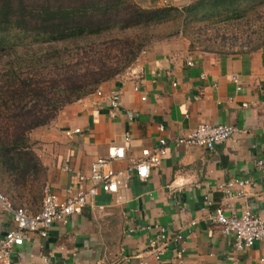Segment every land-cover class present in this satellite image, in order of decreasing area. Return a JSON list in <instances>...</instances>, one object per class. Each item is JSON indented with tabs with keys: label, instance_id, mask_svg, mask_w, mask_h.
Returning <instances> with one entry per match:
<instances>
[{
	"label": "crops",
	"instance_id": "obj_1",
	"mask_svg": "<svg viewBox=\"0 0 264 264\" xmlns=\"http://www.w3.org/2000/svg\"><path fill=\"white\" fill-rule=\"evenodd\" d=\"M134 1L152 7L190 0ZM98 88L119 91L114 116L104 97L90 93L30 133L46 183L57 196L87 188L79 174H86L95 158L106 157L111 145L125 148V157L112 162L114 169H125L160 136L169 140L167 154L146 180L131 176L123 201L100 192L66 223H53L45 237L26 232L12 250V264H174L177 233L183 237V264H264V240L237 249L212 219L216 206L229 204L237 215L246 209L264 213V176L257 166L264 157V46L220 54L191 51L182 42L155 45ZM200 123L230 124L237 131L213 149L174 142ZM75 128L80 132L66 134ZM234 179L252 185L245 195L229 198L221 184ZM12 225L0 206V238ZM155 226L169 237L159 261L148 246Z\"/></svg>",
	"mask_w": 264,
	"mask_h": 264
},
{
	"label": "trees",
	"instance_id": "obj_2",
	"mask_svg": "<svg viewBox=\"0 0 264 264\" xmlns=\"http://www.w3.org/2000/svg\"><path fill=\"white\" fill-rule=\"evenodd\" d=\"M251 1L0 0V191L14 207L37 212L46 169L33 129L123 73L160 25L178 31Z\"/></svg>",
	"mask_w": 264,
	"mask_h": 264
},
{
	"label": "built area",
	"instance_id": "obj_3",
	"mask_svg": "<svg viewBox=\"0 0 264 264\" xmlns=\"http://www.w3.org/2000/svg\"><path fill=\"white\" fill-rule=\"evenodd\" d=\"M231 80L239 90L237 75H232ZM134 89L137 90L138 86L135 85ZM93 93L106 99L111 109L110 115L114 116L113 111L120 106L119 91L111 90L105 93L97 88ZM142 99L144 100L145 97L143 96ZM236 131L237 128L230 124L200 123L188 134L176 137L174 142L213 149L216 144L231 138ZM78 132L80 129L75 128L72 131H66V134ZM129 140L130 134L126 131L124 141L127 143ZM168 143L167 138L160 136L154 148L143 150L141 156L131 160L125 169L112 167V162L125 157V148L116 145L109 146L106 157L95 158L88 172L79 174V180L82 183H89L87 188L69 192L67 197L60 198L46 184L43 188L41 206L37 212H32L25 207H14L8 197L0 191V206L11 215L13 223L0 238V264H12V250L22 244L26 232H34L45 237L53 223H66L71 215L82 212L88 197H94L103 192L114 194L117 201H123L122 189L125 188L126 182L133 174L141 180H146L151 170L161 165L162 159L167 154ZM257 166L264 176V157L258 159ZM251 185L252 182L249 179H234L221 184V187L229 198H234L245 195ZM230 206L229 204V206L214 208L212 219L217 229L222 234L231 237L237 249L248 248L256 241L264 240V213H254L246 209L237 215L229 211ZM156 229L157 232L149 239L148 246L152 257L159 261L168 250L169 237L163 228L156 227ZM182 238L180 233L173 238L176 244L173 254L174 264H183V248L180 245ZM141 264L147 263L142 262Z\"/></svg>",
	"mask_w": 264,
	"mask_h": 264
},
{
	"label": "rangeland",
	"instance_id": "obj_4",
	"mask_svg": "<svg viewBox=\"0 0 264 264\" xmlns=\"http://www.w3.org/2000/svg\"><path fill=\"white\" fill-rule=\"evenodd\" d=\"M156 30L157 35L145 49L160 44L182 42L191 51L220 54L250 53L254 48L258 49L264 46L262 42L264 0L241 3L227 14H217L209 20L191 23L187 28L178 31L175 27L173 29L170 23L162 24ZM38 45V42L30 44L33 47ZM30 133L29 139L34 142L35 150L36 141L30 137ZM41 201L38 203L39 207Z\"/></svg>",
	"mask_w": 264,
	"mask_h": 264
}]
</instances>
